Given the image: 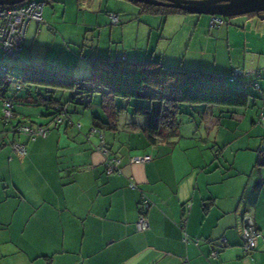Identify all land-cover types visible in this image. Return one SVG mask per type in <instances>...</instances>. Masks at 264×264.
Listing matches in <instances>:
<instances>
[{"label":"crops","instance_id":"1","mask_svg":"<svg viewBox=\"0 0 264 264\" xmlns=\"http://www.w3.org/2000/svg\"><path fill=\"white\" fill-rule=\"evenodd\" d=\"M86 2L102 9L103 0ZM132 3L139 15L134 11L127 18L118 11L120 2L102 18L91 19L97 10L79 8L75 33L60 29L65 13L59 18L47 10L45 15L44 6L43 23L27 26L19 60L81 74L96 56H158L165 65L216 75L245 70L246 82L255 70H264V12L235 14L228 21L219 16L213 24V15L149 12L141 7L147 3ZM110 13L121 22L109 24ZM127 23L134 29L129 43ZM83 27L88 30L81 38ZM256 45L260 49L253 50ZM62 93L57 94L64 99ZM124 102L99 92L88 106L68 102L70 121L56 126L45 109L38 110L37 124L47 125V133L31 140L13 132L0 108V264H264V165L257 164L264 151L259 139L246 144L226 140L238 129L213 109L200 126L198 120L186 121L176 139L151 143L141 128L143 118L130 106L113 113L112 104ZM17 104L16 120L38 107ZM241 115L236 111L231 118ZM114 117L115 127L92 132L94 122ZM30 119L24 121L33 124ZM190 135L198 139L184 141ZM18 142L25 143L23 156L14 149ZM136 155L151 158L132 162ZM111 158L118 161L114 172L106 169ZM141 195L151 200L146 230L136 226ZM245 212L261 231L250 252L241 239Z\"/></svg>","mask_w":264,"mask_h":264},{"label":"trees","instance_id":"2","mask_svg":"<svg viewBox=\"0 0 264 264\" xmlns=\"http://www.w3.org/2000/svg\"><path fill=\"white\" fill-rule=\"evenodd\" d=\"M8 6L18 7V4ZM141 7L149 12L182 11L150 4H141ZM35 23L41 25L43 18L40 23ZM23 45L24 40L17 56L9 55L0 47L7 55L6 60L0 58V108L6 122H11L15 117L14 105L27 101L35 106H42L47 111L46 114L51 116L52 125L55 119L60 118L61 121L57 124L59 125L63 120L70 121L68 102L74 101L79 105L88 106L91 96L99 92L124 100V103L112 104L115 106L113 113L117 115L125 110L127 105L130 106L133 113L143 118L141 128L148 141L155 143L179 137L178 130L183 121L198 120V124L207 114L213 112V109H216L217 116L220 117L230 112L231 107H246L249 102L250 93L246 87L245 70H240L239 74H234L233 70L227 75H216L182 65H165L158 56L144 59L96 56L91 59L86 73L74 74L59 67L19 60ZM58 92H63L65 98L57 97ZM4 102L11 104V117L8 119L3 112ZM232 113L235 114V111ZM115 119L116 117L107 118L105 122H94L95 127L92 129L97 131V127L113 128L116 125ZM78 123L75 122V125ZM18 124L47 127L18 120L12 125V129ZM24 136L27 140L34 139ZM257 164L264 165V154L259 153ZM143 196L145 195H141V198Z\"/></svg>","mask_w":264,"mask_h":264},{"label":"rangeland","instance_id":"3","mask_svg":"<svg viewBox=\"0 0 264 264\" xmlns=\"http://www.w3.org/2000/svg\"><path fill=\"white\" fill-rule=\"evenodd\" d=\"M39 1H43V0H39ZM46 1L45 3V7H44V14H47V10L51 11L50 13H54L57 14V16L60 18V16L65 13L66 17H65V23H63L60 27V29L64 32L65 28H69V33H75L76 29L79 27V23H77V16L80 13L79 12V8H81V10L83 11H91V10H97L98 12L96 13H92L91 14V19H95L96 17L98 18H102L104 15L108 16V13L110 10H112V8H116L117 6V2H120L121 5L118 8V11H120V14L124 17H129L131 14H135L134 11L136 12L137 16L139 15V10L135 8V4H133L132 2H129L128 0H103V4L100 5V7L102 9H100L97 5L95 6H90L87 4L86 0H44ZM107 1V4H106ZM109 1V2H108ZM27 2V1H25ZM25 2L19 3L20 4H24ZM108 7H107V6ZM128 6L129 8H124V6ZM108 9H107V8ZM129 9L130 12H129ZM117 10V9H116ZM119 13V12H118ZM110 15V14H109ZM89 17V16H87ZM110 17V16H109ZM238 17V16H236ZM42 18H43V11H42ZM137 19V18H136ZM223 19L227 20L229 19V17H224ZM103 20V19H102ZM101 21V20H100ZM126 22L125 20L123 21ZM109 24H111L109 22ZM122 24V25H123ZM135 24V23H134ZM129 23H127V27L126 31H125V43H129L132 42L134 39V36L130 37V35L132 33H134V29L129 28L130 26ZM117 25H114V27H116ZM88 27H83L80 30V36L82 38V34L87 33ZM74 35V34H71ZM80 46L77 47V49L80 51ZM260 49V47L258 45L253 47V50H258ZM0 58L2 60H6L7 59V55L4 54V52L0 49ZM263 71L262 74H260L259 72ZM253 78L251 80H249L248 82H246V87H247V91L248 93H250L249 96V102L248 105L246 107H231L230 112H226L225 117H227L228 119H226L227 121H229V125L232 128H236L238 129V131H236L237 134H235L234 132H232V136L230 137V139H226V140H232V143H240V144H246V140L251 139V141H255L257 139H259V142L262 143L260 147V151H264V119L261 121L260 120V111L264 110V88H260L262 86H259V84H264V70H255L253 73ZM251 78V77H250ZM10 91V90H9ZM58 95V94H57ZM59 96V95H58ZM17 108H20V106L17 104L16 105V110ZM44 108L41 106H38L36 108L32 107L31 109H28L30 111H28L29 113H31L28 116H23L24 120H32L33 125H37V123L41 122V117L38 114V110H43ZM233 111H238V114L241 113L242 115L239 116V118L237 116H235V118H231L233 116L234 113H232ZM1 113H2V108H1ZM3 114V113H2ZM252 116L251 119H248V116ZM252 120H254V126H252ZM18 120H16V118H12L11 119V125H14ZM185 123L184 121L182 122V124ZM199 126L201 125V121L198 122ZM225 125V124H224ZM227 127V125H226ZM198 130V129H197ZM196 130V131H197ZM202 130L204 133H206V129L205 126L202 125ZM250 132V133H248ZM199 136V135H197ZM187 138L184 139V141L186 140H197L198 137H196V135L194 136H186ZM193 137V138H190ZM240 151H245V150H240ZM228 152H230V150H228ZM256 154H257V150H256ZM259 154V153H258ZM241 158V155L239 156V160Z\"/></svg>","mask_w":264,"mask_h":264},{"label":"built area","instance_id":"4","mask_svg":"<svg viewBox=\"0 0 264 264\" xmlns=\"http://www.w3.org/2000/svg\"><path fill=\"white\" fill-rule=\"evenodd\" d=\"M44 1L27 0L24 4L18 5V7L3 6L0 5V47L9 55L17 56L22 46L24 36L26 33L27 25L30 21L40 23L42 20V11L44 7ZM110 20L112 24L119 22V16L116 13H110ZM221 19L214 17L212 23L219 22ZM240 69H234V74H239ZM11 104L4 102L3 112L4 116L8 119L11 117L10 112ZM260 119H264V110L260 112ZM60 118L53 121V125L56 126L60 122ZM80 127V123L77 124ZM14 132L18 134H24L30 138L37 136H45L47 133V127L18 124L13 126ZM94 129H92V132ZM100 147L103 151H106L103 141H101ZM14 149L20 156L27 153L25 144L18 142L14 144ZM149 155L133 156L132 162H144L150 160ZM118 161L116 158H111L106 162V169L108 172H114L116 170ZM151 205V201L143 196L140 201L139 216L136 222V226L140 230H145L149 227V221L147 217V210ZM260 231L256 228L255 222L248 212H245L242 218L241 239L243 249L248 252L256 248ZM220 241L224 244L225 238H220ZM217 250L212 252V256L215 257Z\"/></svg>","mask_w":264,"mask_h":264},{"label":"water","instance_id":"5","mask_svg":"<svg viewBox=\"0 0 264 264\" xmlns=\"http://www.w3.org/2000/svg\"><path fill=\"white\" fill-rule=\"evenodd\" d=\"M27 0H0V5H14ZM180 9L189 13L209 14L214 17L240 13L264 12V0H128Z\"/></svg>","mask_w":264,"mask_h":264},{"label":"clouds","instance_id":"6","mask_svg":"<svg viewBox=\"0 0 264 264\" xmlns=\"http://www.w3.org/2000/svg\"><path fill=\"white\" fill-rule=\"evenodd\" d=\"M117 14V13H116ZM120 21V20H119ZM112 24V23H111Z\"/></svg>","mask_w":264,"mask_h":264}]
</instances>
